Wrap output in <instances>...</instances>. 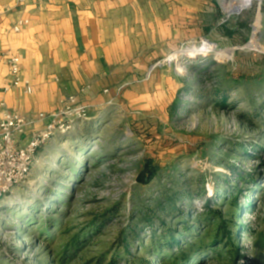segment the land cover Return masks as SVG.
I'll return each mask as SVG.
<instances>
[{
	"label": "rangeland",
	"instance_id": "374dc122",
	"mask_svg": "<svg viewBox=\"0 0 264 264\" xmlns=\"http://www.w3.org/2000/svg\"><path fill=\"white\" fill-rule=\"evenodd\" d=\"M249 1L188 0L187 39L157 61L171 104L118 106L39 149L0 200V264H171L180 251L264 264V0Z\"/></svg>",
	"mask_w": 264,
	"mask_h": 264
},
{
	"label": "crops",
	"instance_id": "0c3cea01",
	"mask_svg": "<svg viewBox=\"0 0 264 264\" xmlns=\"http://www.w3.org/2000/svg\"><path fill=\"white\" fill-rule=\"evenodd\" d=\"M187 3L0 0V108L34 120L23 142L49 122L39 120L40 114L49 116L71 96L89 114L75 127L95 123L118 106L171 104L157 61L187 39ZM20 19L29 23L14 32ZM5 52L20 56V75L32 83V94L20 87L5 90Z\"/></svg>",
	"mask_w": 264,
	"mask_h": 264
},
{
	"label": "built area",
	"instance_id": "2783aa9c",
	"mask_svg": "<svg viewBox=\"0 0 264 264\" xmlns=\"http://www.w3.org/2000/svg\"><path fill=\"white\" fill-rule=\"evenodd\" d=\"M25 2L26 0H19ZM27 19H20L14 26V32H20L28 25ZM8 67L10 79L5 87L22 88L27 94H32V83L20 75L21 58L11 52L2 54ZM49 117V122L40 130H33L29 138L28 128L34 120L17 112L0 108V200L10 194L12 190L25 183L31 173L33 163L39 149L49 140L59 134L72 131L78 122L89 119L88 110L79 105L77 98L68 97L60 101V107L49 116L40 114L38 119Z\"/></svg>",
	"mask_w": 264,
	"mask_h": 264
},
{
	"label": "trees",
	"instance_id": "16d2710c",
	"mask_svg": "<svg viewBox=\"0 0 264 264\" xmlns=\"http://www.w3.org/2000/svg\"><path fill=\"white\" fill-rule=\"evenodd\" d=\"M145 172L146 173L141 175V178H140L141 180L143 179V181H144V179L146 181H149L155 175V170L153 167L151 168L150 163L146 165V171ZM224 231H226L225 235H227V239H231L230 233H228V231L225 230V228H224ZM174 241H175V239L173 240V242L170 243V247L172 248V247H174V245L179 247L178 240H177V242H174ZM214 244H216V241L214 242ZM220 252H221V250H216L217 254H220ZM162 255H163V253H159V256H162ZM197 255H198V253L193 254V255L192 254L189 255V254H186V253L180 251V252L174 254L173 261L171 262V264H192L194 261V258Z\"/></svg>",
	"mask_w": 264,
	"mask_h": 264
},
{
	"label": "water",
	"instance_id": "95a60500",
	"mask_svg": "<svg viewBox=\"0 0 264 264\" xmlns=\"http://www.w3.org/2000/svg\"><path fill=\"white\" fill-rule=\"evenodd\" d=\"M241 11V10H240ZM240 11H235V12H233V13H239ZM251 42L248 44V45H246L245 46V48H249V49H253V47H251ZM232 52L234 51V50H231ZM233 54V53H232Z\"/></svg>",
	"mask_w": 264,
	"mask_h": 264
},
{
	"label": "bare ground",
	"instance_id": "6f19581e",
	"mask_svg": "<svg viewBox=\"0 0 264 264\" xmlns=\"http://www.w3.org/2000/svg\"><path fill=\"white\" fill-rule=\"evenodd\" d=\"M250 2L249 0H247V3ZM228 10V6L225 7Z\"/></svg>",
	"mask_w": 264,
	"mask_h": 264
}]
</instances>
